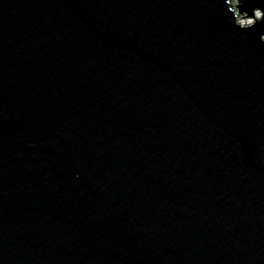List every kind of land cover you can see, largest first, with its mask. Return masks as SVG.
<instances>
[{
  "label": "water",
  "instance_id": "1",
  "mask_svg": "<svg viewBox=\"0 0 264 264\" xmlns=\"http://www.w3.org/2000/svg\"><path fill=\"white\" fill-rule=\"evenodd\" d=\"M0 264H264V0H0Z\"/></svg>",
  "mask_w": 264,
  "mask_h": 264
},
{
  "label": "bare ground",
  "instance_id": "2",
  "mask_svg": "<svg viewBox=\"0 0 264 264\" xmlns=\"http://www.w3.org/2000/svg\"><path fill=\"white\" fill-rule=\"evenodd\" d=\"M252 20H247L246 22H242V24H246V23H249L251 22Z\"/></svg>",
  "mask_w": 264,
  "mask_h": 264
},
{
  "label": "rangeland",
  "instance_id": "3",
  "mask_svg": "<svg viewBox=\"0 0 264 264\" xmlns=\"http://www.w3.org/2000/svg\"><path fill=\"white\" fill-rule=\"evenodd\" d=\"M247 20H249V19H247Z\"/></svg>",
  "mask_w": 264,
  "mask_h": 264
}]
</instances>
